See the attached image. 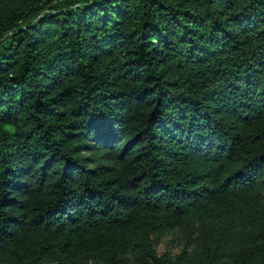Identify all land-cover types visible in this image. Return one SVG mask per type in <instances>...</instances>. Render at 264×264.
Listing matches in <instances>:
<instances>
[{"label": "trees", "instance_id": "obj_1", "mask_svg": "<svg viewBox=\"0 0 264 264\" xmlns=\"http://www.w3.org/2000/svg\"><path fill=\"white\" fill-rule=\"evenodd\" d=\"M0 264H264V0H0Z\"/></svg>", "mask_w": 264, "mask_h": 264}, {"label": "rangeland", "instance_id": "obj_2", "mask_svg": "<svg viewBox=\"0 0 264 264\" xmlns=\"http://www.w3.org/2000/svg\"><path fill=\"white\" fill-rule=\"evenodd\" d=\"M189 227L177 228L172 232L152 234V245L158 255H168L172 258L182 254L185 250L187 254H192L195 250L194 238Z\"/></svg>", "mask_w": 264, "mask_h": 264}]
</instances>
